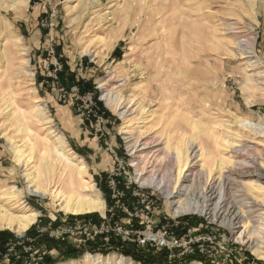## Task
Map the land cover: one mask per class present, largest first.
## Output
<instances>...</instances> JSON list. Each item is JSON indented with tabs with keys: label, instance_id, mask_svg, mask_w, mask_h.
<instances>
[{
	"label": "rangeland",
	"instance_id": "obj_1",
	"mask_svg": "<svg viewBox=\"0 0 264 264\" xmlns=\"http://www.w3.org/2000/svg\"><path fill=\"white\" fill-rule=\"evenodd\" d=\"M20 39L31 75L26 74L19 54ZM84 48L94 52H84ZM11 54L18 59L13 60ZM171 70L175 76L170 81L166 75ZM113 73L112 83L121 84L117 89L123 100L142 101L143 108L125 118L102 98L98 81ZM164 80L169 92L161 88ZM37 101L45 104L44 112L37 111ZM175 109L184 113L180 122L173 115ZM15 110L25 112L26 118L17 119ZM243 116L251 121L244 124V130L250 126L256 135L238 139L243 140L245 150L240 151L236 169L246 167L250 159L264 163V134L259 133L264 128V0H29L26 4L0 0V187L24 189L26 185L23 168L7 139L23 150L33 146L28 154L38 170L40 158L58 163L54 151L44 147L58 146V134L86 162L104 200L103 211L86 213L97 216L92 218L59 211L56 201L24 190V199L39 213L21 234L0 229V264H22L7 245L37 227L58 225L64 215L99 220L105 214L111 206L104 198L105 192L109 197L105 180L115 161L109 149L115 148L117 158L122 159L128 139L135 137L128 138L124 131L142 132H136V139L146 143L137 152L146 154L144 162L158 154L171 163V148L180 138L199 136L206 142L204 133L210 132L219 140L225 122L235 123ZM165 144L170 148L163 152L160 149ZM133 170L129 168L130 175ZM217 175L207 181L208 190ZM204 179L193 173L186 178L195 187L194 195ZM142 186L154 191L153 223L178 221L171 229L190 238L189 254L169 257L166 248L131 245L122 248L127 255L105 248L91 253L72 249L75 258H62L58 249L65 242L41 234L35 246L51 252L38 263L60 264L85 254H114L137 264H264V257L255 256L249 243L236 241V233L229 228L196 213L174 216L170 201L178 197L165 198L158 190ZM234 189L228 187V204L234 205ZM127 191L125 203L130 206L135 198L129 195L131 189ZM86 243L90 246L95 240Z\"/></svg>",
	"mask_w": 264,
	"mask_h": 264
},
{
	"label": "bare ground",
	"instance_id": "obj_2",
	"mask_svg": "<svg viewBox=\"0 0 264 264\" xmlns=\"http://www.w3.org/2000/svg\"><path fill=\"white\" fill-rule=\"evenodd\" d=\"M28 1L21 0L24 4ZM13 6H16V2ZM168 37H171L170 34ZM106 45L108 47L109 42ZM18 46L21 50L19 54L24 59L25 72L27 75H31L27 58L24 57L26 48L23 46L21 39ZM84 52L92 54L94 51L84 48ZM12 59L16 60L18 58L12 55ZM166 76L171 81L174 79L175 73L171 70L168 71ZM115 78L116 75L113 73L108 78L100 79L98 83L102 88V98L105 104L117 111L122 118H125L128 113L134 112L136 109H142L143 105L141 99L123 100L117 89L121 84L117 86L112 83ZM160 85L168 92L171 90L165 80ZM37 106H39L37 111H45L43 102L38 103ZM173 111L174 117L178 118L179 122L184 119V113L180 115L178 109ZM15 113L19 120L26 118L27 115L20 110H15ZM45 117L48 118L47 122L50 123L51 118L47 115ZM250 122L247 116L238 118L235 123L227 120L225 122V132L219 140L217 137L212 136L210 132L204 133L206 142H203L204 139L199 140V136L198 139H196V136L195 138H180L171 148V158L169 159L171 163L165 162V156L158 154L154 155L151 162H144L143 159L146 154L137 152L146 148V143H140L143 146L137 149L140 144L136 139L138 132L139 135L142 132L130 133L128 130L124 132L129 135L128 138L131 135L135 136L131 140L128 139V142H130L128 152L131 154L129 162L134 167V179L138 183L158 190L165 198L178 197L170 201V213L172 215L188 213L205 215L236 233V241L249 243V247L255 256L264 257V163L258 164L256 160L250 159L246 161V167L241 169L234 167L240 156V151L245 150L243 140L238 139L256 135V132L251 133L250 126L248 130H244L246 127L244 124H250ZM24 130L29 131V128H24ZM259 133L264 134V128ZM56 140L58 146L48 147L44 145V147L48 149L47 152L49 150L54 151L55 160L58 163L52 164L51 160L40 158L42 163L40 169L36 170L37 168L31 165V156L28 154V152L30 153L28 149H32L33 146L28 145L27 149L23 150L18 146H14L13 142L7 139L9 147L14 152L15 160L23 168L26 185L24 189L16 185H12L10 188L0 187V229H7L16 234H21L35 221L39 212L26 202L22 195L24 190L29 194L56 201L58 210L65 213L79 215L103 211L104 200L87 172L86 162L70 151L61 135L57 134ZM33 144H35V141ZM205 144L209 146L206 147ZM169 148L165 144L164 148L160 150L165 152L164 149ZM151 157L149 155V158ZM192 173L199 176V179L201 176L205 177V183L201 184L198 195H194L195 187L193 183H188L186 180ZM213 173L218 175L208 190L207 181H210L209 178H212ZM245 178H249V180L246 181ZM230 186L235 188L232 195V199H235V206L228 204L227 201L228 187ZM235 208L237 209L235 210ZM258 209L263 210L257 212ZM60 264L137 263L122 255L85 254L78 259ZM190 264L199 263L192 262Z\"/></svg>",
	"mask_w": 264,
	"mask_h": 264
},
{
	"label": "built area",
	"instance_id": "obj_3",
	"mask_svg": "<svg viewBox=\"0 0 264 264\" xmlns=\"http://www.w3.org/2000/svg\"><path fill=\"white\" fill-rule=\"evenodd\" d=\"M109 150L115 156V161L105 180L111 201V206L105 210V214L99 220L82 218L79 220L77 216L64 215L59 218L60 221H57L58 225H52V227L49 225L41 229L37 227L32 233L22 235L19 241L14 240L15 242L11 241L10 244H6L7 247L12 248L17 262L37 264L39 260L45 259L50 254L51 250L39 251L40 247L35 246L41 234L49 235L59 242H65L67 247L85 253L101 251L105 248V250L120 254L124 251L122 248L130 249L131 245L139 249L166 248L169 257H181L192 251L191 240L187 234L179 236L171 229L172 226L178 225V221L153 223L152 216L155 213L153 206L155 207L156 202L153 198L154 191L143 189L144 186L134 179V170L130 175L129 168L133 166L123 159L131 158L128 150L125 148V157L122 159L117 158L115 148ZM128 189H131L132 193L129 195L135 198L130 206L125 203V197L129 193ZM139 203L142 204L141 208H138ZM55 220V218L51 219L52 222ZM93 239L95 244L89 246L86 242ZM13 244L15 245L14 250Z\"/></svg>",
	"mask_w": 264,
	"mask_h": 264
},
{
	"label": "trees",
	"instance_id": "obj_4",
	"mask_svg": "<svg viewBox=\"0 0 264 264\" xmlns=\"http://www.w3.org/2000/svg\"><path fill=\"white\" fill-rule=\"evenodd\" d=\"M78 85V84H77ZM85 85H87L88 86V84H85ZM79 86V85H78ZM90 87H92V86H90ZM86 88V87H85ZM84 88V89H85ZM79 90L80 91H83V87L81 88L80 86H79ZM104 198H105V200H106V202H107V204L108 205H110L111 204V201H109L110 199H109V197H108V194H107V192H105L104 193ZM86 216L87 217H92V218H96L97 216L93 213V214H86ZM85 216V217H86ZM30 233H32V231H29V234ZM2 237V236H1ZM0 237V238H1ZM59 252H60V254H61V256H62V258L63 257H69V258H75L76 257V253L70 248V247H67V246H60L59 247ZM128 254V251L127 250H124V255H127ZM134 259H136V258H138L137 256H134L133 257ZM42 262H40L39 264H41Z\"/></svg>",
	"mask_w": 264,
	"mask_h": 264
}]
</instances>
